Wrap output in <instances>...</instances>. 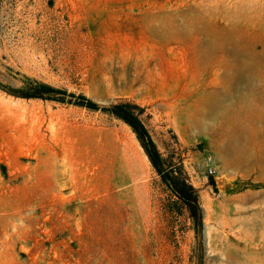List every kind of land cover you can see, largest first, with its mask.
<instances>
[{"label": "rangeland", "instance_id": "1", "mask_svg": "<svg viewBox=\"0 0 264 264\" xmlns=\"http://www.w3.org/2000/svg\"><path fill=\"white\" fill-rule=\"evenodd\" d=\"M29 80L67 94L25 98ZM121 102L201 227L102 110ZM261 111L264 0H0V264H264V167L227 164Z\"/></svg>", "mask_w": 264, "mask_h": 264}, {"label": "trees", "instance_id": "2", "mask_svg": "<svg viewBox=\"0 0 264 264\" xmlns=\"http://www.w3.org/2000/svg\"><path fill=\"white\" fill-rule=\"evenodd\" d=\"M28 82V87L20 94L25 98L54 99L63 101V96L67 94L65 90L55 88L47 83L36 80H29ZM70 95L73 96V94ZM79 99L80 101L78 104L90 109H99L96 103L85 98V96H80ZM102 110L123 120L131 126L145 149L152 165L160 175L163 184H165L175 198L173 203L177 207H185L189 211L197 228L201 227L203 214L198 202L197 191L192 184H190L188 178L182 175L180 171L181 167L179 168L180 173H178L175 167H173V165H171L166 158L161 156L142 120L140 119V112L142 109L136 104L121 102L113 104L109 107H103ZM209 180L210 183L215 186L216 182L212 175L209 176Z\"/></svg>", "mask_w": 264, "mask_h": 264}, {"label": "bare ground", "instance_id": "3", "mask_svg": "<svg viewBox=\"0 0 264 264\" xmlns=\"http://www.w3.org/2000/svg\"><path fill=\"white\" fill-rule=\"evenodd\" d=\"M250 68L251 65L248 64H244L241 67L243 71H249ZM203 100L205 102L207 101L206 99H202V101ZM256 119L262 122L264 126V111L259 112L256 115ZM197 126L199 125L197 124ZM258 135V131L255 128L251 127L250 132L248 133V141H250L251 147L249 146L250 148L245 150L237 148L235 147L236 145H233L231 151L234 152L237 156L232 162L227 161V164L233 165L234 167L236 166V168H241L242 166H251L255 168H260L261 166L264 167V140H259Z\"/></svg>", "mask_w": 264, "mask_h": 264}]
</instances>
